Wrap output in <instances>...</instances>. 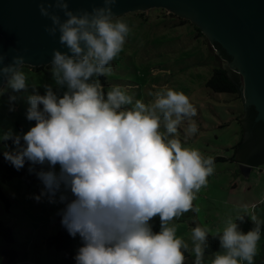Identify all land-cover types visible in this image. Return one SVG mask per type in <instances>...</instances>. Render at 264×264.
Returning <instances> with one entry per match:
<instances>
[{
  "label": "clouds",
  "instance_id": "obj_1",
  "mask_svg": "<svg viewBox=\"0 0 264 264\" xmlns=\"http://www.w3.org/2000/svg\"><path fill=\"white\" fill-rule=\"evenodd\" d=\"M116 3L103 0V7L75 12L69 0L40 4L41 16L51 21L45 32L53 38L59 33V43L67 49H54L50 63L55 83L67 90L60 97L46 85L45 95L26 97V118L35 126L23 135L9 130L0 136L16 145L3 156L17 171L30 162L29 173L44 186L34 197L37 202L47 198L64 205L57 213L61 226L72 238L79 236L83 245L76 264H185L189 245L170 222L186 212H200L194 201L214 173L215 160L184 147L174 136L185 118L196 115L183 92L150 91L154 102L133 103L121 86L105 95L99 79L93 80L111 72V62L130 32L113 12ZM53 6L66 19L52 11ZM5 59L0 54V79L5 81L0 96L9 89L26 91L25 57L14 56L7 65ZM197 131L195 122L186 129L189 135ZM37 165L50 170L36 172ZM157 216L161 228L154 233L150 221ZM250 219L255 227L245 234L237 223L244 222V216L226 218L222 234L218 228L213 236L223 252L216 253L211 264H254L261 225L255 215ZM209 232L201 226L192 230L194 264H203Z\"/></svg>",
  "mask_w": 264,
  "mask_h": 264
},
{
  "label": "rangeland",
  "instance_id": "obj_2",
  "mask_svg": "<svg viewBox=\"0 0 264 264\" xmlns=\"http://www.w3.org/2000/svg\"><path fill=\"white\" fill-rule=\"evenodd\" d=\"M141 13L144 14L140 16ZM170 14L178 16L160 8L118 16L127 23L130 32L123 50L111 62L107 81L108 91L113 86H121L133 97V103L138 99L146 104L154 102L155 97L148 96L150 91L171 88L183 92L196 108V115L185 118L174 134L175 138L184 147L199 150L205 158L227 159L215 163V171L208 177L207 186L197 193L194 208L199 207L200 212L189 211L170 222V226H177V237L189 245L185 264H194L191 237L196 226L207 227L209 234H217L218 228L222 232L226 226L224 221L229 215L236 217L244 213L255 215L264 223V161L249 166L250 172L245 173L244 165L234 159L236 151L233 147L243 138L242 129L237 124L243 108L242 99L229 94L215 95L205 87L214 68L222 65V60L218 59V52L208 37L200 34L194 23L176 26L178 20ZM23 71L27 90L12 92L9 89L0 96V136L9 130L23 135L35 126L26 118L30 107L26 99L28 95H45L46 85H50L60 97L67 90L55 83L50 64L43 66L41 71L24 66ZM11 96L17 99L10 101ZM40 107L42 110L43 105ZM10 108L14 110L10 111ZM191 122L196 123L198 131L189 135L186 129ZM161 131H164L163 125ZM4 151L9 149L0 140V152ZM55 171L59 172V165ZM1 186L10 206L0 199V221L11 228L14 241L7 243L0 238V264H76L48 245V240L60 231L57 213L63 204H51L47 198L40 202L35 200L34 197L39 196L44 188L42 182L27 185L22 179H13ZM81 246L79 236L72 238L73 252L77 253ZM10 252L17 254L13 262L5 258V253ZM215 254L204 255L203 264H211ZM263 256L264 234L257 243L254 264H258Z\"/></svg>",
  "mask_w": 264,
  "mask_h": 264
},
{
  "label": "water",
  "instance_id": "obj_3",
  "mask_svg": "<svg viewBox=\"0 0 264 264\" xmlns=\"http://www.w3.org/2000/svg\"><path fill=\"white\" fill-rule=\"evenodd\" d=\"M54 0H0V54L10 64L14 56L25 57L32 68L49 65L54 49L67 51L44 28L51 21L39 7ZM103 0H69L72 11L103 7ZM154 8L168 10L187 19L208 37L219 53L228 77L240 93L244 116L243 140L234 159L250 164L264 161V0H117L118 16ZM52 11L66 19L63 12ZM5 83L0 79V87ZM251 106L257 117L249 120ZM244 169L248 168L246 164ZM258 264H264V256Z\"/></svg>",
  "mask_w": 264,
  "mask_h": 264
},
{
  "label": "trees",
  "instance_id": "obj_4",
  "mask_svg": "<svg viewBox=\"0 0 264 264\" xmlns=\"http://www.w3.org/2000/svg\"><path fill=\"white\" fill-rule=\"evenodd\" d=\"M143 14L144 13H141L140 16H142ZM170 15L175 17L178 20V24L176 23V26H181V25H184L185 23L189 22L188 20L183 19V18L178 17V16H175L173 14H170ZM196 30L200 34H202V32L200 31V29L198 27H196ZM212 46H213L214 50L217 51L213 44H212ZM217 57H218V59L222 60L219 53L217 54ZM25 67H27V66H25ZM32 69L37 70V71H41L43 69V67H38V68L36 67V68H32ZM96 79H99L100 83L103 86V90L105 92V95H106V93L108 92V86H109V83L107 81V75L101 76V77H93V80H96ZM205 87L207 89H209L210 91H212L215 95H217V94H220V95L221 94L222 95L229 94V95L236 96L237 98H241L236 84L228 77L226 70L224 69V67L222 65L214 68L213 74L208 79V81L206 82ZM251 112L252 113L250 114L249 120H254V117L257 115V111H256L255 107L252 108ZM242 118H243V110L239 114V116L237 117V124L241 127V129H242V126H241ZM30 122L36 123L35 121H30ZM241 132L243 133V131H241ZM242 140H243V138L241 139V141L239 143H237L233 147V149L235 151L240 146ZM3 144L9 149V151H14L16 149V145L14 144L13 140H11V139L7 140V141L3 140ZM214 160H215V163L227 161V159L224 157H216V158H214ZM239 163L247 164L249 166H255V165L259 164V163L250 164L247 162H243L241 160H239ZM30 167H32L30 162H26L24 168L17 171L9 162H7L5 160V158L3 156V152H0V199L7 203V207L10 206L9 199H8L3 187L1 186V184L2 183L6 184L13 179H22L27 185H32L33 183L39 181V179L35 173H29L28 169ZM46 167H47V165H44V166L37 165V166H35V171L36 172H39L41 170L46 171ZM68 196L70 199L72 198L71 193H69ZM63 207H64V205H63ZM241 216H244L245 220L242 223L237 221V223L239 224V230L242 231L243 233L247 234L249 231H251L255 227V225L251 221L249 214L244 213ZM57 221L61 225V217L60 216L57 217ZM258 222L261 225V235H262V234H264V223L260 222L259 220H258ZM150 224L152 225L153 232L159 233L160 228H161L160 218L158 216L154 217L153 220L150 221ZM219 234H222V232H220ZM216 235H218V234H209V237L207 240V248L205 250V255L210 256V255H213L217 252L223 251V249L221 248V245H220L219 238L213 237ZM0 238H2L7 243H12L14 241V237H13V233H12L11 228L6 226L2 221H0ZM48 245L51 248H54L56 251L62 253V255L67 260L75 261L74 258H75L77 253H75L71 250L72 237L68 234V232L62 226L60 228V231L48 240ZM16 257H17V254L15 252L5 253V258H7L9 262H13ZM185 257L186 258L189 257L188 250L185 251Z\"/></svg>",
  "mask_w": 264,
  "mask_h": 264
},
{
  "label": "flooded vegetation",
  "instance_id": "obj_5",
  "mask_svg": "<svg viewBox=\"0 0 264 264\" xmlns=\"http://www.w3.org/2000/svg\"><path fill=\"white\" fill-rule=\"evenodd\" d=\"M241 97V96H240ZM254 106H251L250 108H251V111H252V108H253ZM256 109V108H255ZM242 110H243V116H244V109L242 108ZM257 111V110H256ZM252 113V112H251ZM250 113V114H251ZM250 117V116H249ZM256 117H257V115L254 117V119H256ZM250 119V118H249ZM245 170V169H244Z\"/></svg>",
  "mask_w": 264,
  "mask_h": 264
},
{
  "label": "crops",
  "instance_id": "obj_6",
  "mask_svg": "<svg viewBox=\"0 0 264 264\" xmlns=\"http://www.w3.org/2000/svg\"><path fill=\"white\" fill-rule=\"evenodd\" d=\"M246 165H247V164H246ZM247 166H249V165H247ZM247 170L250 172L251 169L246 168V169L244 170V172L246 173Z\"/></svg>",
  "mask_w": 264,
  "mask_h": 264
}]
</instances>
